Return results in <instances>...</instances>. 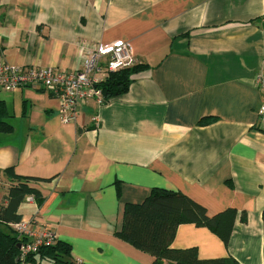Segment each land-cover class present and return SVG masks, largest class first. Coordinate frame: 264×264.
<instances>
[{"label":"crops","instance_id":"1","mask_svg":"<svg viewBox=\"0 0 264 264\" xmlns=\"http://www.w3.org/2000/svg\"><path fill=\"white\" fill-rule=\"evenodd\" d=\"M116 41L146 67L73 123L45 90L0 89L12 126L0 133V170L30 178L42 199L21 204L22 219L51 229L76 264H152L117 238L123 208L153 188L180 192L209 216L236 217L227 245L181 224L173 249L264 264V0H0V59L12 67L77 71L86 48Z\"/></svg>","mask_w":264,"mask_h":264},{"label":"trees","instance_id":"2","mask_svg":"<svg viewBox=\"0 0 264 264\" xmlns=\"http://www.w3.org/2000/svg\"><path fill=\"white\" fill-rule=\"evenodd\" d=\"M145 67L136 64L129 69L109 74L97 86L104 102L125 95L132 76ZM8 117L5 103L0 100V133L12 132V126L6 122ZM209 122L211 120L201 121L200 124ZM30 181V178L15 175L13 168L0 170V189L5 190L0 203V264H76L71 258L70 246L59 240L54 245L40 248L35 254H29L23 260L20 258L19 248L25 240L15 235L11 225L22 220L18 210L27 197H32L38 206L42 203L39 192L29 186ZM235 217L234 209L209 216L202 205L188 196L153 188L141 203H128L124 206L122 228L115 234L136 250L150 255L153 258L152 264H239L231 257L200 260L194 248L179 250L171 247L175 231L181 224L207 228L227 245ZM241 221H245L244 213ZM262 222L264 257V211Z\"/></svg>","mask_w":264,"mask_h":264},{"label":"built area","instance_id":"3","mask_svg":"<svg viewBox=\"0 0 264 264\" xmlns=\"http://www.w3.org/2000/svg\"><path fill=\"white\" fill-rule=\"evenodd\" d=\"M137 64L132 47L124 41L108 45L86 48L82 55L81 68L77 71H57L51 67H12L0 59V89L13 92L20 88H33L47 91L60 101L59 117L62 124L76 121L79 112L88 102L93 101L100 108L104 98L97 87L108 75ZM255 88L264 96V76L255 80ZM95 122H99L97 117ZM257 127L264 130V102L257 111ZM33 202L32 197H27ZM19 239L20 258L35 254L42 247L54 245L55 233L46 226L38 225L35 218L21 220L11 225Z\"/></svg>","mask_w":264,"mask_h":264}]
</instances>
